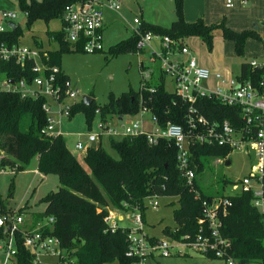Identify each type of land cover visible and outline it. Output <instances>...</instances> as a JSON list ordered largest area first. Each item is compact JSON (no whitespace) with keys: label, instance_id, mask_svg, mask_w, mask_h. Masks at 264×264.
I'll use <instances>...</instances> for the list:
<instances>
[{"label":"trees","instance_id":"obj_1","mask_svg":"<svg viewBox=\"0 0 264 264\" xmlns=\"http://www.w3.org/2000/svg\"><path fill=\"white\" fill-rule=\"evenodd\" d=\"M75 0H44L30 4L21 0V9L28 18V28L38 20H59L61 30L50 35L51 40L59 43L55 51H44L39 44L41 59L51 67H57L65 52H81L73 49L65 40L63 31V12ZM184 0H174L176 20L168 28L141 22L142 35L151 33L169 37L183 45L186 39L199 38L209 51L217 33L234 45L238 57L243 56L246 41L259 38L256 31L235 32L225 22L206 24L199 19L188 23L184 18ZM23 33L18 26L14 31L0 33V46L19 45ZM138 36H131L124 51L136 54ZM264 46V38L261 39ZM123 47V48H124ZM4 76L19 80L31 78L30 66L21 68L15 63L2 64ZM58 77L65 83L70 78L61 70ZM241 80H247L261 87L264 82V67L251 68L247 61L240 66ZM143 84V80H142ZM144 88L135 93H123L119 98L111 97L102 108V116L114 115L136 117L142 107H146L156 117L158 125L168 123L184 125L186 104L174 93L165 90V79L158 71ZM152 88L153 93L148 90ZM44 99L22 100L14 94L0 92V169L13 172L24 171L30 162L37 160V172L42 176L54 175L58 178L59 189L49 193L41 200L46 205L41 214H34L33 222L45 218L55 220L51 235L61 241V246L69 256L68 264H131L126 256L128 245L126 231L118 229L111 232L104 219L109 211L122 214L138 209L144 214V201L147 197L174 198L178 200L175 211L176 227L165 232L166 237L179 239L185 235L198 234V221L204 217L203 201H212L202 193L196 179L204 169L203 160L226 158L230 150L218 146L197 145L190 150L191 166L195 173L193 185L189 186L178 168L177 151L173 144L160 141L149 144L145 137L122 138L114 141L112 147L119 157L113 158L102 146L92 147L84 155L82 165L67 147L63 136L48 135L45 131L47 116L42 109ZM197 109L209 120H229L235 127L241 116L240 109L222 106L214 99H204L196 104ZM78 111L93 113L94 101L90 106L77 103L71 116ZM200 200H196V196ZM214 197V198H224ZM231 207L223 218V235L233 244V255L238 264H264V224L262 215L254 208L252 196L241 194L229 197ZM5 215V206L1 203ZM14 214V213H13ZM3 234L0 231V240ZM16 264H32V256L24 248L21 237H17Z\"/></svg>","mask_w":264,"mask_h":264},{"label":"built area","instance_id":"obj_2","mask_svg":"<svg viewBox=\"0 0 264 264\" xmlns=\"http://www.w3.org/2000/svg\"><path fill=\"white\" fill-rule=\"evenodd\" d=\"M231 0L227 7L230 8ZM123 0H75L67 5L63 12V31L65 40L73 49L83 53L103 52L104 10L117 15L125 24L131 35L138 36L136 54H148L151 64H157L160 74L175 84L174 95L187 106L184 125L168 123L160 127L155 116L142 107L135 119L123 122L118 118L119 126L110 128L107 123L101 125V133L91 134L86 143L81 141L75 144V150L87 152L94 147V143L107 136L137 138L143 136L149 144L156 145L160 141L173 144L177 151L178 168L189 186L193 185L195 173L191 166L190 150L197 145L218 146L230 150L226 158L220 163H230L234 153L241 152L252 158L249 173L239 181L241 194H250L252 204L262 215L264 224V87L255 86L247 80L224 79L221 74L212 77L211 72L199 65L197 58L184 43L174 42L169 37L142 35L139 27L141 21L134 18L127 20L122 15ZM3 24L0 33L11 31L8 23L16 24L18 16L14 13H2ZM157 41V47L153 45ZM15 63L25 68L30 66L31 78L13 79L4 76L2 64ZM251 68L264 67V57L261 62L248 61ZM141 71L145 68L140 62ZM154 69L148 68V74L142 76L143 86L153 79ZM60 70L51 67L41 59L40 51L32 50L19 45L11 47L0 46V92L14 94L22 100L44 99L42 109L47 116L45 131L48 135L62 136V120L69 118L71 110L77 102V92L70 89V82H66L64 92L62 82L58 77ZM222 84V87L213 89V84ZM153 93L152 88L148 89ZM204 99H214L222 106L240 109L241 116L235 127L229 120L218 121L207 119L196 107ZM149 115V127L143 117ZM230 165V164H229ZM237 196V195H236ZM158 196L147 197L145 200H157ZM196 200H200L197 195ZM146 210L145 203L143 204ZM203 215L198 223L200 229L193 236L185 235L179 239L167 237L170 241L157 239L151 236L145 226L144 214L135 209L122 214L119 211H109L104 222L111 232L118 229L126 231L128 250L126 256L131 264H153L157 259H168L177 248L189 249L210 260L221 261L224 264H238L233 255L232 241L223 235L224 223L228 209L231 207L229 197L213 198L212 201H203ZM151 207L157 210L159 203L153 201ZM129 217L133 227H121L118 222ZM55 228L53 218H45L38 222L30 220L26 225L23 215L5 214L0 216V231L3 239L0 240V255L4 258L1 264H16L17 237H21L24 248L32 256V264H44L43 259L54 257L56 264H68L69 256L61 246V241L51 235Z\"/></svg>","mask_w":264,"mask_h":264},{"label":"rangeland","instance_id":"obj_3","mask_svg":"<svg viewBox=\"0 0 264 264\" xmlns=\"http://www.w3.org/2000/svg\"><path fill=\"white\" fill-rule=\"evenodd\" d=\"M33 0H26L30 4ZM43 3L44 0H35ZM141 10L146 23H150V15L156 17V6L144 0H123L122 15L129 21L135 17L141 18ZM14 13L18 16L16 23L20 27L23 36L19 43L20 47L32 50H40L39 44L44 51H55L59 43L50 38L52 33L61 30L59 20H38L28 28V18L21 9V0H0V26H4L2 13ZM252 17H258L259 11L255 9ZM263 15L258 17V22L251 25L248 30L235 31H256L259 38H249L246 41L242 57H238L232 42L226 40L220 33H217L209 48L199 38L191 37L186 39V45L194 52L197 61L200 59L209 60L212 66V77L221 74L224 79H237L240 76V66L243 61L256 60L261 62L264 57V46L261 39L264 38ZM151 24V23H150ZM240 24H236L239 26ZM164 27V26H163ZM131 32L126 29L122 20L114 14L113 22L105 27L103 32V52L83 53L65 52L61 55L59 68L70 78V89L78 93L75 101L82 103L84 96H91L96 111L88 113L85 111L76 112L71 118L62 120L61 133L67 142V147L76 159L85 166V152L75 150V144L79 141L86 143L91 134L101 133V125L107 123L110 128L118 127V117L114 115L102 116V108L110 101L111 97L119 98L123 93H137L142 86V76L148 74V68L157 70V64H151L148 54H132L124 51L125 45L131 38ZM157 41H153L155 47ZM124 47V48H123ZM225 53V54H224ZM198 61V62H199ZM140 62L145 68L141 71ZM206 68V67H204ZM207 69V68H206ZM222 84H213V89L222 87ZM264 87V82H263ZM175 84L170 77H165V90L169 93L175 92ZM138 118V116H136ZM135 117L124 116L123 122H132ZM145 123L149 122V115L143 117ZM147 125V124H146ZM120 137L113 138L114 141ZM94 143V147L102 146L113 158L119 157L112 147V139L103 137ZM221 159V158H220ZM220 159L203 160L204 171L197 175V183L202 193L209 197H233L241 191L238 181L249 173L252 158L245 153H234L230 158V165L225 162L221 164ZM58 178L54 175L42 176L37 172V160L34 158L24 171L13 172L12 170L0 169V213L1 203L5 206V214L23 215L26 225L34 214H41L45 211L46 205L41 203L49 193L59 189ZM157 201L159 207L152 209L151 203ZM144 211L145 226L147 232L161 240L170 241L165 232L176 227L175 211L178 209V200L174 198H158L157 200H145ZM121 227H133L129 217L125 221L118 222ZM4 257L0 255V264ZM44 264H56L54 257L44 258ZM117 264V263H105ZM153 264H224L221 261L210 260L207 257L189 249L177 248L168 259H157Z\"/></svg>","mask_w":264,"mask_h":264},{"label":"crops","instance_id":"obj_4","mask_svg":"<svg viewBox=\"0 0 264 264\" xmlns=\"http://www.w3.org/2000/svg\"><path fill=\"white\" fill-rule=\"evenodd\" d=\"M144 1L156 6V17L153 18L150 15L149 22L151 24L158 25L162 28H168L172 24V22L176 20V16L174 13V0ZM227 3L228 0H184V18L188 23H193L201 19L208 25L224 21L225 24H227L230 28L238 31L248 30L251 25L258 22V17H260L261 15H263L262 20L264 19V0H231L230 8L227 7ZM255 9H258L259 16H250ZM140 12L141 18L139 19L141 22H145L143 10H141ZM104 16L105 30V27L107 25H109L110 23L112 24L114 14L105 9ZM236 24L240 25L236 26ZM191 52L194 55V52L192 50ZM198 63L201 67H206L207 69L212 70V66L209 60L200 59ZM147 126L149 127V122H147Z\"/></svg>","mask_w":264,"mask_h":264},{"label":"water","instance_id":"obj_5","mask_svg":"<svg viewBox=\"0 0 264 264\" xmlns=\"http://www.w3.org/2000/svg\"><path fill=\"white\" fill-rule=\"evenodd\" d=\"M8 26L11 28V31H14L18 28V25L13 23V22H10L8 23ZM93 102V99L91 96H84L82 98V103L85 105V106H90ZM230 163L228 162L227 165H229Z\"/></svg>","mask_w":264,"mask_h":264}]
</instances>
